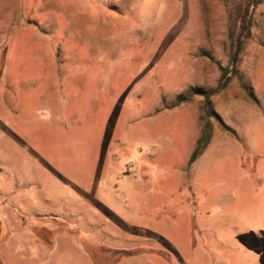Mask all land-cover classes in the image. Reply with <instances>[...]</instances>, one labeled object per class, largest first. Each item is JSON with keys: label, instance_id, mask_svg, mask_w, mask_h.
<instances>
[{"label": "rangeland", "instance_id": "obj_1", "mask_svg": "<svg viewBox=\"0 0 264 264\" xmlns=\"http://www.w3.org/2000/svg\"><path fill=\"white\" fill-rule=\"evenodd\" d=\"M1 209L2 264H264V0H0Z\"/></svg>", "mask_w": 264, "mask_h": 264}, {"label": "trees", "instance_id": "obj_2", "mask_svg": "<svg viewBox=\"0 0 264 264\" xmlns=\"http://www.w3.org/2000/svg\"><path fill=\"white\" fill-rule=\"evenodd\" d=\"M241 31L239 33H236L234 30L230 34V40H231V54H230V66L224 67L221 66V77L219 79V83L215 91L223 89L228 86L229 82L231 81V78L234 73H239L238 64L240 61V57L242 55V52L245 48V44L247 42V38L250 37V26L246 22V17L243 16L241 20ZM195 94H200L205 97V102L203 106L204 115L202 116L203 125L201 134L197 140L195 150L192 153L191 156V163L194 162L207 148V146L210 144L212 139V125L210 118L215 117L218 120H220L221 123H223L221 117L216 113V111L213 109L212 104V94L213 91H206L202 89H197L196 91H190L188 90L186 93H182L178 95L175 106L189 101L192 99V97ZM250 95H252L250 93ZM209 118V119H208ZM1 264V261H0Z\"/></svg>", "mask_w": 264, "mask_h": 264}, {"label": "crops", "instance_id": "obj_3", "mask_svg": "<svg viewBox=\"0 0 264 264\" xmlns=\"http://www.w3.org/2000/svg\"><path fill=\"white\" fill-rule=\"evenodd\" d=\"M1 212H2V209L0 210ZM1 212H0V226H6V224H7V221H6V219L4 218V216L2 217V214H1ZM45 228V227H44ZM51 241H53V244H52V242ZM42 243H44V242H42ZM48 243V245H49V247L52 249L54 246H55V238L53 239L52 237L50 238V240L47 242ZM1 261V260H0ZM2 264V263H1Z\"/></svg>", "mask_w": 264, "mask_h": 264}]
</instances>
